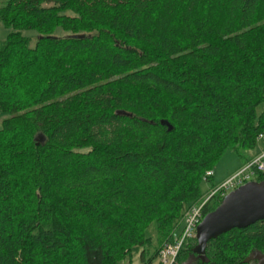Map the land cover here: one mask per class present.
Instances as JSON below:
<instances>
[{
  "label": "trees",
  "instance_id": "16d2710c",
  "mask_svg": "<svg viewBox=\"0 0 264 264\" xmlns=\"http://www.w3.org/2000/svg\"><path fill=\"white\" fill-rule=\"evenodd\" d=\"M0 20V264H148L264 134V0H7ZM195 245L176 264H257L264 219Z\"/></svg>",
  "mask_w": 264,
  "mask_h": 264
},
{
  "label": "water",
  "instance_id": "95a60500",
  "mask_svg": "<svg viewBox=\"0 0 264 264\" xmlns=\"http://www.w3.org/2000/svg\"><path fill=\"white\" fill-rule=\"evenodd\" d=\"M264 219V177L260 181H247L222 196L219 204L205 213L195 228L196 245L193 252L204 253L206 242L219 233L244 227ZM254 257H247L250 261ZM257 264H264V256L255 255Z\"/></svg>",
  "mask_w": 264,
  "mask_h": 264
},
{
  "label": "built area",
  "instance_id": "2783aa9c",
  "mask_svg": "<svg viewBox=\"0 0 264 264\" xmlns=\"http://www.w3.org/2000/svg\"><path fill=\"white\" fill-rule=\"evenodd\" d=\"M262 134L257 136L260 139ZM212 170H207L202 179L206 181L212 176ZM264 174V149L244 161L237 169L221 180L214 188L209 190L196 203L190 205L183 216L182 228L178 235L172 234L170 240L163 242L156 253L155 264H176V257L183 247L195 233L196 225L199 223L203 209L214 197H222L237 186L254 180L258 175ZM152 261L148 264H151Z\"/></svg>",
  "mask_w": 264,
  "mask_h": 264
},
{
  "label": "rangeland",
  "instance_id": "374dc122",
  "mask_svg": "<svg viewBox=\"0 0 264 264\" xmlns=\"http://www.w3.org/2000/svg\"><path fill=\"white\" fill-rule=\"evenodd\" d=\"M6 1L7 0H0V6H3L6 3ZM10 30L11 29L6 28L0 20V41H2L7 36V34L9 33ZM24 34L25 35H34L36 37V34L34 31H24ZM259 110H260V107L257 109V111H259ZM7 116H8L7 113L0 112V124H1L2 119H4ZM260 146H264V134L262 135V137L260 139L257 140L255 147L252 150L246 151L245 154L246 155H252ZM243 162L244 161L242 159L238 158V156L235 155L232 151L227 150V151L223 152L211 168L213 176H211L207 181L203 180L201 182V185H200L201 191L204 194L207 193L209 190L214 188L221 180H223L230 173H232L235 169H237ZM211 203H212V200H211V202L208 203V206H209V204L210 205L213 204V203L212 204ZM187 209L188 208H186L183 211L181 218L179 219L178 223L176 224L175 230L173 232L175 235H178L179 232L181 231L183 216L186 213ZM145 234H146V236L151 238V245H154V247L157 246L156 240H155V233H154V225L153 224H150L147 227ZM172 234H171V237H172ZM171 237H169L167 240H170ZM151 250L152 249L149 247V252H151ZM147 256H149V253L145 254V258ZM121 264H140V259H139L138 253H133L130 257L124 259ZM151 264H155V258L152 260Z\"/></svg>",
  "mask_w": 264,
  "mask_h": 264
},
{
  "label": "crops",
  "instance_id": "0c3cea01",
  "mask_svg": "<svg viewBox=\"0 0 264 264\" xmlns=\"http://www.w3.org/2000/svg\"><path fill=\"white\" fill-rule=\"evenodd\" d=\"M264 149V146H260L252 155H254V154H256V153H258L259 151H261V150H263ZM251 155V156H252ZM212 176H213V174H212Z\"/></svg>",
  "mask_w": 264,
  "mask_h": 264
}]
</instances>
